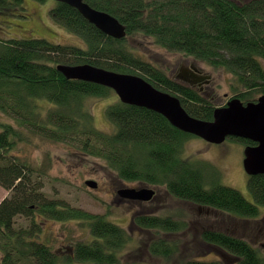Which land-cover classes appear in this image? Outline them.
<instances>
[{"label":"trees","instance_id":"trees-1","mask_svg":"<svg viewBox=\"0 0 264 264\" xmlns=\"http://www.w3.org/2000/svg\"><path fill=\"white\" fill-rule=\"evenodd\" d=\"M84 1L116 17L126 36H109L72 6L55 1L49 9L52 21L75 35L78 44L40 36L0 37V113L13 120H0V186L9 191L0 201V264H117V253L127 241L126 232L108 218L46 197L43 169L17 153L30 135L99 158L122 181L163 186L179 200L240 220L257 217L258 206H264V174L248 176L252 201L228 185L210 182L205 163L184 156L192 135L161 114L118 97L105 109L113 131L97 129L86 100L114 91L68 79L56 66L89 63L139 75L178 97L191 116L211 120L217 103L137 55L127 37L149 36L168 51L225 69L232 76V89L243 99L264 95V0ZM12 6L22 9L23 0H0V12ZM49 219L82 220L93 240L77 242L63 255L53 251L39 237L42 220ZM159 221L155 215H133L140 232L180 228L178 222L165 226ZM202 238L218 258L196 257L183 264H264L259 250L232 232L207 230ZM148 251L168 257L173 248L154 237Z\"/></svg>","mask_w":264,"mask_h":264},{"label":"rangeland","instance_id":"rangeland-1","mask_svg":"<svg viewBox=\"0 0 264 264\" xmlns=\"http://www.w3.org/2000/svg\"><path fill=\"white\" fill-rule=\"evenodd\" d=\"M53 5L54 0L42 2L23 0L22 9L19 6L4 9L0 12V37L40 36L62 44H78L79 39L75 35L52 21L49 9ZM127 40L137 55L167 73L171 71L174 74L180 67L193 65L209 74L212 83L206 89L215 98L217 104L224 102L226 94L231 95L235 92L231 87L233 83L231 74L221 67L214 68L191 56L168 51L157 45L149 36L137 34L128 36ZM114 95L112 93L107 97L93 96L86 100L93 116V123L101 131H113L112 124L106 119L105 109L107 103L117 97ZM256 97L258 95L252 93V98ZM0 120L13 122L1 113ZM242 150V145L229 137L216 144L193 136L185 143L184 156L205 163L202 166L206 169V179L210 182L218 181L228 185L252 201L247 186L248 175L242 164ZM17 153L32 165L41 166L45 173L42 190L48 199L62 200L72 207L102 215L126 232L127 241L117 253V264H183L188 259L196 257L206 256L208 260L218 258L217 252L211 250L202 240L203 233L208 228L220 229L240 236L257 248L264 257V206H258L257 217L240 220L205 206L199 208L198 205L173 198L166 193L163 186H152L156 191V198L138 206L119 199L116 190L122 186L135 187L140 184L118 179L97 157L35 135H30L28 142L21 146ZM87 180L94 181L96 187H88L85 184ZM8 194L9 191L0 186V201ZM140 210L149 212L145 216L155 215L157 212L162 216L170 213L174 220H178L180 228L170 233L153 230L132 233L131 219ZM39 237L53 251L62 255L69 252L72 245L77 242L93 240L88 225L82 220L72 219L42 220ZM154 237L165 239L171 244L173 251L168 257L149 253L148 244ZM71 264L87 263L75 261Z\"/></svg>","mask_w":264,"mask_h":264},{"label":"water","instance_id":"water-1","mask_svg":"<svg viewBox=\"0 0 264 264\" xmlns=\"http://www.w3.org/2000/svg\"><path fill=\"white\" fill-rule=\"evenodd\" d=\"M75 8L87 21L103 33L123 38L126 27L111 14L96 9L84 0H55ZM57 70L68 79L97 83L114 90L120 100L127 104L142 106L164 116L176 128L201 137L211 143H221L228 136L242 137L256 142L244 148L243 167L248 175L264 174V95L256 101L243 103L232 98L226 106L213 110L212 120L191 116L181 105L178 97L156 88L143 77L121 73L89 63L58 64ZM86 184L95 188L96 183ZM155 191L148 186L122 187L117 195L127 199L148 201Z\"/></svg>","mask_w":264,"mask_h":264},{"label":"flooded vegetation","instance_id":"flooded-vegetation-1","mask_svg":"<svg viewBox=\"0 0 264 264\" xmlns=\"http://www.w3.org/2000/svg\"><path fill=\"white\" fill-rule=\"evenodd\" d=\"M169 75H171L173 79L181 82L182 84L188 86L189 88H192V89L196 90L197 92H199L202 95H204V97L210 98L213 102L216 103V101H214L215 98L212 97L210 95V92L207 91V89H206L208 87V85H210L212 83L211 77H210L209 74H206L205 72H203L199 68H196L193 65H189L187 67H180L178 72L173 74L170 71ZM231 87H232V85H231ZM244 92H248V90H244ZM225 97L226 98L224 99V102L222 104H218V106H221V107L222 106H226L228 101H230L232 98H239L244 103H246L248 101H251V100H256V98H247V99L241 98L240 91L234 92L231 95H227L226 94ZM229 138H231L232 140L237 141V143H240L242 145V147H243V150H242L243 151V159H244V148L246 146H248V145H256L257 144L256 142H253V141H251L249 139L242 138V137H229ZM243 159H242V162H243ZM155 193H156V191H155ZM166 193L169 196H172L173 198H176L175 196L171 195L169 192L166 191ZM155 196H156V194L152 197V199H150L148 201L137 200V199H127V198H124V197H119V199H122V200H124L126 202H129V203H135V204H138V206H140V205L144 204L145 202L153 201L156 198ZM184 202H187V201H184ZM187 203L193 204L191 202H187ZM194 205H197V204H194ZM198 206H199V208L203 207V206H200V205H198ZM208 208H210V207H208ZM146 213H149V212H143L142 210H140L139 212H136L135 215L137 217L145 216ZM149 216H152V215H149ZM155 216L158 218V220H160L159 223H161V224H163L165 226H166V224H170V223H172L174 221L176 222V220H174L173 215L170 214V213H166L165 216H162L161 214H159V212H157L155 214ZM130 231L132 233H133V231H135V232L136 231H140V229L136 225L133 224V217L131 219ZM157 232H164V231L161 230V229H158ZM170 232L171 231H168V233H170Z\"/></svg>","mask_w":264,"mask_h":264}]
</instances>
